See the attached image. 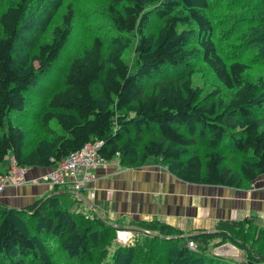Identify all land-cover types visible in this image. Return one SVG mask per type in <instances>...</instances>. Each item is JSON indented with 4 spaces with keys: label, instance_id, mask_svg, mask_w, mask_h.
<instances>
[{
    "label": "trees",
    "instance_id": "obj_1",
    "mask_svg": "<svg viewBox=\"0 0 264 264\" xmlns=\"http://www.w3.org/2000/svg\"><path fill=\"white\" fill-rule=\"evenodd\" d=\"M77 1L4 0L0 174L11 157L49 172L90 140L104 161L151 159L188 183L241 189L264 175V0H90L102 29L66 56ZM28 35L41 39L33 49ZM60 60L59 82L44 84ZM198 63L211 77L199 86ZM252 218L178 239L155 220L120 221L162 237L130 231L133 242L119 244L123 228L54 187L19 208L0 202V264H238L213 254L226 243L243 264H264V227Z\"/></svg>",
    "mask_w": 264,
    "mask_h": 264
},
{
    "label": "crops",
    "instance_id": "obj_2",
    "mask_svg": "<svg viewBox=\"0 0 264 264\" xmlns=\"http://www.w3.org/2000/svg\"><path fill=\"white\" fill-rule=\"evenodd\" d=\"M47 173L46 169L27 168L26 184L6 187L0 192V202L19 208L49 193L52 187L44 179ZM90 174L92 181L81 194L111 223L155 220L186 237L213 234L219 221L264 220V175L241 189L195 184L151 159L137 167H125L113 159ZM225 247L228 256L236 255V248Z\"/></svg>",
    "mask_w": 264,
    "mask_h": 264
},
{
    "label": "built area",
    "instance_id": "obj_3",
    "mask_svg": "<svg viewBox=\"0 0 264 264\" xmlns=\"http://www.w3.org/2000/svg\"><path fill=\"white\" fill-rule=\"evenodd\" d=\"M101 141H86L80 149L69 153L44 179L50 187H69L73 192L81 193L92 181L90 170L106 163L99 154ZM27 168L19 166L16 160L9 158L8 166L3 174H0V192L6 187H17L26 184ZM119 232V231H118ZM187 246L194 248L193 241H188Z\"/></svg>",
    "mask_w": 264,
    "mask_h": 264
},
{
    "label": "rangeland",
    "instance_id": "obj_4",
    "mask_svg": "<svg viewBox=\"0 0 264 264\" xmlns=\"http://www.w3.org/2000/svg\"><path fill=\"white\" fill-rule=\"evenodd\" d=\"M89 1L90 0H79V2L77 1L76 31L74 32V36H72V45H71L72 47H70L69 51H65V54H67L66 56H70V51H73V49L75 48L73 45L75 44L77 39L80 38L81 35L83 37L88 36V38H87V40H88L92 35L98 34L102 29L103 25L100 26V25L95 23V17H96L95 14H88L89 13L88 8L91 5V4L89 5V3H90ZM3 4H4V0H0V11L2 10ZM58 13H59V11L57 12L56 17L58 15ZM154 26L157 27L158 22L155 23ZM27 39H29V41L33 42L32 44H29L31 49H33L35 47L36 43L41 40V39L39 40V37L31 36V35H28ZM64 58H65V56H64ZM62 60H60V62ZM63 69H64V64H63V62H61V64H59V66L56 67V69L49 75V77L46 78L44 84H46V82L52 83V84L58 83L60 80V77L62 75ZM207 70L208 69H206V67H204V64H202V63H198L195 66L194 83L197 86H199L202 83H207L209 78H211L210 73ZM177 72L178 71H175L174 73H171V75L176 74ZM206 75H207V77H206ZM45 87H44V89H45ZM42 88H43V86L40 87V91L43 90ZM37 92H39V89L36 91H32V94L38 95ZM23 121H26V120L24 119ZM55 123H56L55 120H53L51 122V125L53 126ZM7 162H8V160H7V158H5L3 163L6 164ZM258 180H259V178H258ZM252 219H253V223L255 226L264 227V220H260V223H259L258 221L255 220V218H252ZM133 237H134V234L130 231H128V232L119 231L116 233L115 241L119 244H131L133 242ZM228 245L232 246L231 244L226 243V244H223L221 246L214 248L213 254L225 257L226 260H230V261L236 262L238 264H243L246 262V260H248L246 257V253L241 251V250H238V249H237V253L235 256H231V257L228 256L229 254H226L228 252L225 250V248H226L225 246H228ZM232 247H234V246H232Z\"/></svg>",
    "mask_w": 264,
    "mask_h": 264
},
{
    "label": "water",
    "instance_id": "obj_5",
    "mask_svg": "<svg viewBox=\"0 0 264 264\" xmlns=\"http://www.w3.org/2000/svg\"><path fill=\"white\" fill-rule=\"evenodd\" d=\"M64 191H58L56 192V194H60V193H63ZM72 194H74L75 196H77L78 198L82 199V201L86 204V206L91 210L93 211L96 216L98 218H100L101 220L107 222L105 220V218H103V216L99 213V211L95 208V206L93 204H91L89 202V200L81 193L79 192H72ZM111 226H113L114 228L116 229H124L125 231H140V232H143V233H146V234H150L152 236H156V237H162L160 234H157L155 232H150V231H146L142 228H139V227H136V226H121V225H118V224H115V223H109ZM194 234H191V235H187L186 237H191L193 236ZM180 237H185V236H177V237H171V238H174V239H178Z\"/></svg>",
    "mask_w": 264,
    "mask_h": 264
}]
</instances>
